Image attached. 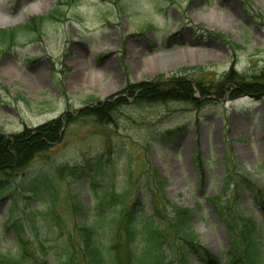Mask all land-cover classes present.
<instances>
[{
	"label": "rangeland",
	"instance_id": "obj_1",
	"mask_svg": "<svg viewBox=\"0 0 264 264\" xmlns=\"http://www.w3.org/2000/svg\"><path fill=\"white\" fill-rule=\"evenodd\" d=\"M68 1L0 0V29L20 27L58 6L63 11L32 31L18 30L14 42L0 40V133L6 136L120 96L131 82L175 73L209 82L231 68L247 75L264 68V0ZM121 110L115 123L102 128L91 119L66 127L60 143L36 155L26 178L15 177L12 189L2 191L0 250L12 248L15 238L4 231L9 193L22 210L28 208L24 179L48 172L60 192L53 193L60 197V218L73 226V200L79 195L91 203L87 180L79 175L88 160L108 153L110 166L123 170L130 162L136 174L160 175L170 202L192 209L199 242L218 257L229 250L227 227L211 199L222 191L227 160L238 170L245 167L264 190V97L227 94L217 105L170 102ZM169 129L177 131L169 144L154 137ZM61 164L75 177L58 175ZM35 186L44 189L43 183ZM132 199L137 195L127 203ZM237 202L256 222L262 218L250 193ZM24 234L36 244L29 226ZM33 249L46 259L58 251ZM191 264L206 263L195 257Z\"/></svg>",
	"mask_w": 264,
	"mask_h": 264
},
{
	"label": "trees",
	"instance_id": "obj_2",
	"mask_svg": "<svg viewBox=\"0 0 264 264\" xmlns=\"http://www.w3.org/2000/svg\"><path fill=\"white\" fill-rule=\"evenodd\" d=\"M72 1L78 0L68 2ZM62 13L58 6L48 15L33 17L20 27L0 29V40L14 42L18 30L32 31L48 19H60ZM227 94L230 98L264 97V68L250 75L231 68L220 80L209 82L190 78L185 73L160 76L140 84L131 82L125 85L122 95L112 96L93 107L66 112L64 116L11 136L0 133V195L12 189L15 177L24 174L22 178H26L25 170L36 155L60 143L70 125L91 119L102 128L115 123L118 112L127 105L144 107L177 102L200 107L220 104ZM176 132L175 129L156 131L154 137L169 144ZM108 160L109 153L97 155L87 161L79 175L87 180L86 191L90 193L91 203L79 195L73 200V226H67L60 218L56 207L60 197L53 195L58 190L48 172L21 182L22 190L28 193L26 210L20 208L16 195L10 192L4 231L14 233L15 238L10 242L12 248L0 250V264H191L195 257L206 264H221L223 258L229 264H264V190L245 167L238 170L234 161L227 160L222 191L211 199L222 214L230 244L229 250L218 257L199 242L192 224V209L170 202L165 194L166 180L152 171L136 174L130 162L120 170L110 166ZM56 170L60 176L75 177L62 164ZM37 182L44 184L43 190L36 189ZM246 193L252 195L253 202L262 210L258 222L243 212L237 202ZM135 195L137 199L127 203ZM44 198L48 199L42 201ZM32 202L51 204L48 208L32 209ZM26 226L31 229L36 244L24 234ZM38 246L43 251L52 247L58 251L46 259L34 251L33 247Z\"/></svg>",
	"mask_w": 264,
	"mask_h": 264
}]
</instances>
